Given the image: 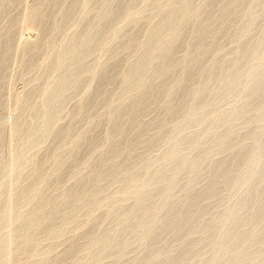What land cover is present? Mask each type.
<instances>
[{"label":"bare ground","instance_id":"bare-ground-1","mask_svg":"<svg viewBox=\"0 0 264 264\" xmlns=\"http://www.w3.org/2000/svg\"><path fill=\"white\" fill-rule=\"evenodd\" d=\"M0 264H264V0H0Z\"/></svg>","mask_w":264,"mask_h":264},{"label":"rangeland","instance_id":"rangeland-1","mask_svg":"<svg viewBox=\"0 0 264 264\" xmlns=\"http://www.w3.org/2000/svg\"><path fill=\"white\" fill-rule=\"evenodd\" d=\"M23 36H25V37L27 38V37H29V34H27V32H25V33H23ZM43 59H44V56H43V57L40 56V57L38 58V62H39V63H42V62H43ZM19 77L21 78V75H20V74L17 76V78L20 79ZM21 94H22V91H21V90H13V92H12V95H13L14 97H20Z\"/></svg>","mask_w":264,"mask_h":264}]
</instances>
